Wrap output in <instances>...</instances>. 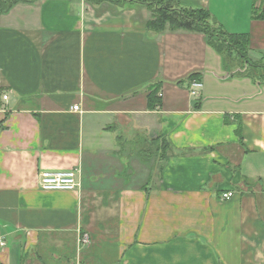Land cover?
Wrapping results in <instances>:
<instances>
[{
  "label": "crops",
  "instance_id": "crops-1",
  "mask_svg": "<svg viewBox=\"0 0 264 264\" xmlns=\"http://www.w3.org/2000/svg\"><path fill=\"white\" fill-rule=\"evenodd\" d=\"M136 1L0 15V264H264V79L202 33L146 29ZM180 4L264 60V0ZM72 169L75 191L40 190V172Z\"/></svg>",
  "mask_w": 264,
  "mask_h": 264
},
{
  "label": "trees",
  "instance_id": "trees-1",
  "mask_svg": "<svg viewBox=\"0 0 264 264\" xmlns=\"http://www.w3.org/2000/svg\"><path fill=\"white\" fill-rule=\"evenodd\" d=\"M34 0H0V15L6 14L19 2L31 3ZM112 3L120 1L137 2L136 0H105ZM139 3L147 5L151 12V19L146 24V29L160 33L168 28L170 31H186L202 33L208 37V44L226 61L236 57L241 59L246 77L257 81L264 79V63H253L248 59L249 39L247 34H230L221 26L211 22L208 12L201 8H187L180 4V0H140ZM255 10L252 17L264 19V11L257 14ZM264 62V60H262ZM261 61V62H262ZM242 68V66H241ZM188 85L192 80H200L198 74H192L187 79ZM161 83L155 84L148 94V107L153 109L160 105L158 91Z\"/></svg>",
  "mask_w": 264,
  "mask_h": 264
},
{
  "label": "built area",
  "instance_id": "built-area-1",
  "mask_svg": "<svg viewBox=\"0 0 264 264\" xmlns=\"http://www.w3.org/2000/svg\"><path fill=\"white\" fill-rule=\"evenodd\" d=\"M202 84L199 80H192L189 83V93L193 97H197ZM160 96V94H159ZM6 99V96H3ZM72 110L77 111L78 106H74ZM78 169L66 170V171H50L44 170L38 175V186L40 190L46 192L53 191H75L79 187L78 181ZM233 197V192H226L221 195L223 201L229 200ZM82 242H88V238L85 236L82 238ZM6 247V241L0 236V250Z\"/></svg>",
  "mask_w": 264,
  "mask_h": 264
},
{
  "label": "rangeland",
  "instance_id": "rangeland-1",
  "mask_svg": "<svg viewBox=\"0 0 264 264\" xmlns=\"http://www.w3.org/2000/svg\"><path fill=\"white\" fill-rule=\"evenodd\" d=\"M249 59V58H248ZM250 60V59H249ZM251 62H253L252 60H250ZM243 61L241 60V59H239V58H236V57H234L232 60H231V65H232V67L236 70V71H241V70H243ZM253 63H260V64H263L264 62L262 61H257V62H253ZM241 66H242V68H241Z\"/></svg>",
  "mask_w": 264,
  "mask_h": 264
}]
</instances>
